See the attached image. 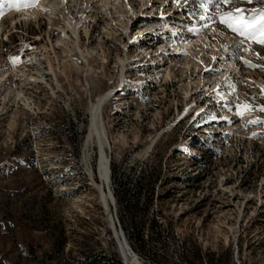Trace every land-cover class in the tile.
<instances>
[{
	"label": "rangeland",
	"instance_id": "1",
	"mask_svg": "<svg viewBox=\"0 0 264 264\" xmlns=\"http://www.w3.org/2000/svg\"><path fill=\"white\" fill-rule=\"evenodd\" d=\"M200 3L168 0L164 14H154L181 13L188 23L185 33L192 37L209 29L202 23L208 20L235 41L234 112H221L227 102L220 104L212 88H196L198 71L205 65H179L176 78L139 87L135 79L156 71L157 63L145 70L132 61L127 76L132 90L120 87L104 109L113 204L141 264H264V124L249 123L264 120V112L258 110L264 107V47L248 40L240 44L243 38L219 23L214 6L201 8ZM10 8L5 5L1 15L0 77L14 65L18 75H9L3 87L22 86L35 110L4 101L0 93V264H76L88 252L101 250L117 254L122 262L118 226L112 223L98 185V147L87 145L89 108L91 100L115 84L114 62L124 46H134L133 38L148 25V17L134 13L132 30L119 27L116 32V23L99 14L90 38H82L90 47L105 39L107 62L95 54L90 58L93 69L87 66L86 75L59 74L62 89L54 95L44 84L20 76L24 70L37 75L38 66L30 57H43V45L49 48L50 39L56 43L57 30L49 27L45 16L35 20L19 12L7 15ZM192 19L195 28L189 27ZM105 27L113 33L108 36ZM212 41L205 49L198 46L212 50ZM140 50L138 45L130 47L134 54ZM217 68L207 72L213 79L219 75ZM51 76L47 75L50 82ZM202 98L205 108L194 117L188 108ZM243 105L253 110L241 117Z\"/></svg>",
	"mask_w": 264,
	"mask_h": 264
},
{
	"label": "bare ground",
	"instance_id": "2",
	"mask_svg": "<svg viewBox=\"0 0 264 264\" xmlns=\"http://www.w3.org/2000/svg\"><path fill=\"white\" fill-rule=\"evenodd\" d=\"M167 1L168 0H37L36 4L32 7H21L19 9L10 8L7 12V15L10 14L11 16L19 12V14L21 13L28 19L33 18L35 20L45 16L48 20L49 27L57 30L58 38L56 43L50 39L51 45L49 48L47 47L48 45H43L45 50L43 57L37 53L30 57L31 62L36 63L38 66L37 75L34 76L24 70L20 76L29 83L44 84L48 89H51L54 95H56L57 90L62 89L59 74H63V76L65 75L66 77L73 76L74 72H76V74H85L88 72V68H90V70L93 69L91 67L90 58L94 57L95 54L101 56L104 62H107L108 57L105 55V52H107L105 50V39H100L96 46L90 47L84 43L82 38L83 36L90 38L91 27L94 26V22L98 21L97 18L99 14L106 15L116 23V26L114 25L116 32L120 29L119 27H122V29L127 28L130 31L132 30L134 27L133 20L135 19L134 13L138 15L139 12H143L144 15H147L148 25L140 28L137 36L133 38L134 46L136 47V45H138L141 50L139 53L134 54L130 51V47L133 48V45L127 44V46H124V53L119 54L117 60L114 62L116 67H118L117 70L113 71L116 76L115 84L106 92L100 94L95 101L91 100L89 108L91 116L87 145L89 146L91 143H95L98 147V173L100 178L98 185L102 199L110 213L112 223L115 226L117 225L112 208L114 195L111 190V160L109 161L111 141L108 137L105 125L104 109L107 103L114 98L112 96L119 91L120 87H127L128 90H132V88H128L129 86L127 85L129 82L127 76L128 73L131 72L129 65L133 63L132 61H138L139 65L145 66V68H143L145 70L147 66H152L154 63H157V66L154 67L156 71L149 74L144 72L147 76L138 80L135 79L138 81L139 87L149 85L152 82L162 83L168 78H176L177 75L174 71L176 66L181 65L186 69H193L201 68V66L205 65V67L198 71L199 77L197 79L198 82H196V88H203L205 86L207 90L212 88V91L216 93L215 95L221 98V100H219L220 104H222V102H227L226 105H221L223 108L221 112L223 111V113H227V115L234 112L231 104L233 94L238 92L237 81L233 75L237 74V65L236 62L233 61V56L231 54L236 49L235 41L231 38V42L224 29H218L217 24L214 26V22H208V20L202 21V23L207 22V27H209L206 32L200 33L195 37H192L191 34H186L185 32L188 29L186 26L188 23L182 20L183 17L181 13L174 17L154 14L156 10H160L161 12L158 13L164 14V7H166ZM174 7L173 5V8ZM187 16L190 15L188 14ZM1 20L2 17L0 15V31L2 29ZM194 21H196V19H192L191 24L193 26L189 25L190 28H195L197 26ZM199 25L198 23V26ZM104 31L108 36L113 33L109 31L108 27H105ZM213 39H215V41L211 43L213 49L209 51L203 50L209 45V40ZM200 44L204 45L203 49L199 48L198 45ZM58 49H60V51H58ZM76 54L79 56L77 59L74 58ZM200 61L203 62V64H201ZM44 64L45 66H43ZM46 64L48 69L45 68ZM217 65L220 66V68H217L220 72L218 77L213 79L207 72ZM9 69V71L8 69L2 70L3 73L0 77V93L4 94L3 100L11 99L14 103L21 104L26 109L35 110L34 101L26 96L22 86L19 90L16 87L13 89L3 87L5 85L3 82H5L4 80L9 77V75H18L17 68L14 65H11ZM180 71L182 74L185 72L183 69ZM49 74L53 75L51 76L53 77L51 82L47 77ZM76 77L77 78L74 80L80 79L79 75ZM224 77L225 79H223ZM226 79H232L230 81L231 84H225V86L220 87L222 82ZM186 85H189L188 81L184 82V90L187 93L188 89ZM85 90H87V88H84V91ZM203 99L204 98L200 101L198 100L188 108V111L193 110L194 117H197L199 112L203 111L205 108ZM116 230L128 264H141L134 252L130 253V255L128 254L129 250L125 248L126 241L120 236L119 229L117 228ZM128 257L132 262H130Z\"/></svg>",
	"mask_w": 264,
	"mask_h": 264
},
{
	"label": "snow or ice",
	"instance_id": "3",
	"mask_svg": "<svg viewBox=\"0 0 264 264\" xmlns=\"http://www.w3.org/2000/svg\"><path fill=\"white\" fill-rule=\"evenodd\" d=\"M36 2L37 0H0V15L3 14L5 5L19 9L21 7H32ZM255 2L260 3L261 7L250 9L241 7L242 3L253 4ZM206 5L214 6L220 24L243 38L240 40V44H244L248 40L264 47V0H201L199 6L205 8ZM224 8H227V10L225 11ZM204 18L201 17V19ZM246 63L249 64V67H256L247 61ZM241 107L243 110L238 111V115L241 117H243L244 111L253 110L250 105ZM258 110L264 112V107ZM249 123L264 124V120L257 119L249 121Z\"/></svg>",
	"mask_w": 264,
	"mask_h": 264
},
{
	"label": "trees",
	"instance_id": "4",
	"mask_svg": "<svg viewBox=\"0 0 264 264\" xmlns=\"http://www.w3.org/2000/svg\"><path fill=\"white\" fill-rule=\"evenodd\" d=\"M76 264H123L117 254H107L103 250L88 252Z\"/></svg>",
	"mask_w": 264,
	"mask_h": 264
},
{
	"label": "water",
	"instance_id": "5",
	"mask_svg": "<svg viewBox=\"0 0 264 264\" xmlns=\"http://www.w3.org/2000/svg\"><path fill=\"white\" fill-rule=\"evenodd\" d=\"M110 160H111V153H110V157H109V161H110ZM113 210H114V215H115L116 225L118 226V229H119V231H120V235H121V237L126 241V246H125V248H126L127 250H129V251H128V254L130 255V253H133V250H132V247L130 246L129 242L127 241V239H126V237H125V233H124V231H123V229H122V227H121V224H120V221H119V218H118V215H117V210H116V208H115V205H114ZM120 247H121V246H120ZM121 252H122V262H123V264H128L127 261L125 260V255H124V253H123V251H122V247H121Z\"/></svg>",
	"mask_w": 264,
	"mask_h": 264
}]
</instances>
